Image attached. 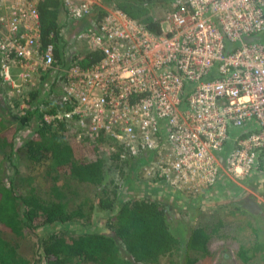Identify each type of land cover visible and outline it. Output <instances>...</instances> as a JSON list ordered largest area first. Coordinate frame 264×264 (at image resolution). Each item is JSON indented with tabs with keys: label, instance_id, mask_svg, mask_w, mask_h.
<instances>
[{
	"label": "built area",
	"instance_id": "2783aa9c",
	"mask_svg": "<svg viewBox=\"0 0 264 264\" xmlns=\"http://www.w3.org/2000/svg\"><path fill=\"white\" fill-rule=\"evenodd\" d=\"M37 2L0 0V80L17 99L11 108L37 103L29 96L41 78L59 84L67 108L42 122L68 120L121 154L153 155L139 168L196 206L220 174L243 179L262 167L264 0H171L160 34L114 0H60L55 48L41 44ZM74 43L100 58L79 67L69 59Z\"/></svg>",
	"mask_w": 264,
	"mask_h": 264
},
{
	"label": "trees",
	"instance_id": "16d2710c",
	"mask_svg": "<svg viewBox=\"0 0 264 264\" xmlns=\"http://www.w3.org/2000/svg\"><path fill=\"white\" fill-rule=\"evenodd\" d=\"M114 1L126 16L140 23L149 32L162 33L161 18L155 15V11L161 9L166 12L171 0ZM61 9L60 0H38L42 45L52 43L54 48L57 47ZM54 54L60 62L57 49ZM69 55V59L82 68L90 66L100 58L99 51L92 49H73ZM51 85L56 84L53 82L49 86ZM49 94L39 99L40 105L33 108L26 102L24 115L16 120L21 126L27 124L30 116H37L38 121L30 136L17 149L21 150L26 166L32 167V171L35 166H44L43 174L54 184V193L50 199H44L40 188L32 184L34 175L30 172L26 176L19 175L12 165L9 152L14 147L15 127H2L0 133V146L8 149L4 158L12 166L10 175L0 172V232L16 237L26 233L36 239V256L28 260L18 253L14 241L0 236V264H36V260L43 264H156L160 257L173 253L177 255L181 251L185 256V264H192L197 255L207 254L206 243L210 238L233 236L248 225L246 221L240 220V217L247 214L241 206L231 202L217 204L211 212L202 213L198 223L189 226L188 235L184 243H181L169 228L166 207L159 200L147 195H128L122 200L118 198L120 186L118 187L117 179L105 176L101 151L102 145L106 143L102 137L90 140L76 132L68 120H59L54 124L41 121L42 113H53L67 108L61 102L58 90H49ZM36 96L37 90L32 91L30 100L37 98ZM111 146L113 151L108 159L112 166L117 172L122 170L124 164L128 168L129 163L125 159L129 157L120 158V146ZM78 152H83L86 156L78 157ZM130 168L126 169L124 183H130L132 174L136 176L137 170L131 173ZM61 179H72L76 183L88 184L94 188L86 212L91 207L110 212L104 220L107 232L67 228L69 223L84 216V201L69 208L65 196L68 185ZM20 185L26 188L24 193L18 191ZM189 202V207H196ZM39 229H43L44 233L37 235ZM251 230L254 232L256 229L252 227ZM263 248L264 241L258 238L250 247L239 244L236 255L242 262H247L254 252L262 251Z\"/></svg>",
	"mask_w": 264,
	"mask_h": 264
},
{
	"label": "rangeland",
	"instance_id": "374dc122",
	"mask_svg": "<svg viewBox=\"0 0 264 264\" xmlns=\"http://www.w3.org/2000/svg\"><path fill=\"white\" fill-rule=\"evenodd\" d=\"M155 13V15L160 17L162 21L165 11L158 9ZM162 25L164 24L162 23ZM70 48H72V46ZM73 48L78 51H85V49L79 44L74 43ZM35 86L39 96V98L37 97V103L39 102V99L50 95L49 90L57 91L59 89V84L49 86L47 80L43 81L42 78ZM15 100H17L15 97H8L4 94L3 83L0 80V133L2 132V127H15L13 142L14 147L13 150L9 152L12 165L18 170L19 175L26 176L29 172L34 175V182L32 184L37 186V188H40V191L43 192L42 197L44 199H50L54 193L52 190L54 184L50 178L43 174L42 169L44 166H35L33 167L34 171H32V167L28 168L26 166L27 164L23 159L21 150L17 149L23 141L30 136L36 122L38 121L37 116L32 115L30 116L27 124L21 126L18 125L16 118L24 115L25 111H23V113L19 112L16 109V105L13 108L10 107V101ZM37 103L36 101H32L30 108L35 107ZM78 126L79 127H77L75 123H71V127L76 132H83V128L80 125ZM102 149L101 157L104 161V169L106 170L105 176L106 178L114 177L117 179L118 187L120 186L118 189V198L121 200L125 199L127 197L126 194H132L130 192L127 193V188H125L123 181L125 176L124 174L128 168L126 167V164H124L125 166H122V170L117 172V169L112 166L110 160L108 159L109 154L113 151L111 144L104 145ZM7 151L8 149L0 146V172L10 175L12 166L8 160L4 158ZM78 154H80L76 155L78 157L86 156L83 155V152H78ZM148 176L149 175L144 173L143 169L138 168L135 179H141L140 181H143L147 179ZM226 179L228 178L226 177ZM61 181L68 185V192L65 196L69 208H72L79 201H84V216L74 223H69L67 228L69 230L78 231L107 232V229L104 226V220L110 215V212L98 209L97 207H91L89 212H86L88 209V202L91 200L94 188L88 184L76 183L72 179H61ZM228 181L225 183L226 187L223 189L212 193L210 192L211 194L208 196H203V202L198 203H202L199 207L191 206L180 208L172 206L168 210L167 220L169 228L180 239V242L184 243L188 235L189 226L198 223L200 215L204 212H211L217 204L224 205L231 202L235 205L241 206L246 198H253L259 206V212L255 215L245 211L247 214H244V217H240V220L243 222L246 221L248 225L244 226L239 232L234 233L233 236L210 238L206 243L207 254L197 255V258L192 264H264V248L261 249L262 251L254 252L251 259L247 262H242L236 255L239 244H244L246 247H250L255 240H258V238L264 241V166L252 171L249 176L243 179L229 178ZM18 191L24 193L26 188L23 185H20ZM249 215L259 217L250 218ZM252 227L256 229L254 232L251 230ZM43 233L44 230L39 229L36 234L41 235ZM256 235H258L257 239ZM0 236L4 239L14 241L16 243L18 253L28 260H31L36 256L35 237L26 233L16 237L7 232H0ZM36 264L43 263L42 261L36 260ZM156 264H185V256L182 251L177 255H175V253L165 255L160 257Z\"/></svg>",
	"mask_w": 264,
	"mask_h": 264
},
{
	"label": "crops",
	"instance_id": "0c3cea01",
	"mask_svg": "<svg viewBox=\"0 0 264 264\" xmlns=\"http://www.w3.org/2000/svg\"><path fill=\"white\" fill-rule=\"evenodd\" d=\"M226 148L229 147V143H226ZM102 147H104V144L102 145ZM221 153V152H220ZM120 158H126L125 160H128L129 166L128 169L130 168L131 173L135 172L140 165L144 164V162L149 161V159L153 156V155H141V156H133V155H124L121 154L119 155ZM226 155L220 154L218 155V158L220 159V161H223V158ZM264 166V164L262 165ZM127 167V165H126ZM141 180V179H140ZM140 180H136L135 177L131 176L130 180H129V184L128 183H124L125 188H127V193H132L130 196L133 197H142V196H149L152 199L155 200H159L161 203L164 204V206L166 207V211L168 213V210L170 207L174 206V207H189L188 203H190L188 199L184 198L183 196H181L178 192L173 191L172 189H170L162 180H160L158 178L157 175H155L154 173L149 174V176L147 177V179L140 181ZM228 181V179H226V176L223 174H220L217 182L210 187L207 191H204L203 196H208L209 194H211L212 192H215L217 190L223 189L225 186V183ZM229 182V181H228ZM211 192V193H210ZM126 196H128V194H126ZM203 196L200 198L201 202L203 199ZM200 204H198L196 207H198ZM242 208V207H241Z\"/></svg>",
	"mask_w": 264,
	"mask_h": 264
},
{
	"label": "water",
	"instance_id": "95a60500",
	"mask_svg": "<svg viewBox=\"0 0 264 264\" xmlns=\"http://www.w3.org/2000/svg\"><path fill=\"white\" fill-rule=\"evenodd\" d=\"M241 207L252 215H255L259 212V206L253 198H246Z\"/></svg>",
	"mask_w": 264,
	"mask_h": 264
}]
</instances>
